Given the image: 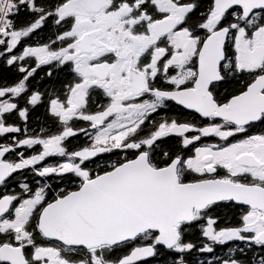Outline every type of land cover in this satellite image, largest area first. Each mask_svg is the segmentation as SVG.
I'll list each match as a JSON object with an SVG mask.
<instances>
[{"label":"snow or ice","instance_id":"6c2138e0","mask_svg":"<svg viewBox=\"0 0 264 264\" xmlns=\"http://www.w3.org/2000/svg\"><path fill=\"white\" fill-rule=\"evenodd\" d=\"M0 264H264V0H0Z\"/></svg>","mask_w":264,"mask_h":264},{"label":"flooded vegetation","instance_id":"af4514ba","mask_svg":"<svg viewBox=\"0 0 264 264\" xmlns=\"http://www.w3.org/2000/svg\"><path fill=\"white\" fill-rule=\"evenodd\" d=\"M203 142V141H202Z\"/></svg>","mask_w":264,"mask_h":264}]
</instances>
